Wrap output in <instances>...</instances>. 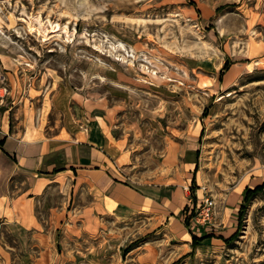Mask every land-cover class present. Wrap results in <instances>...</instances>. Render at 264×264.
Returning a JSON list of instances; mask_svg holds the SVG:
<instances>
[{"label":"rangeland","instance_id":"1","mask_svg":"<svg viewBox=\"0 0 264 264\" xmlns=\"http://www.w3.org/2000/svg\"><path fill=\"white\" fill-rule=\"evenodd\" d=\"M0 51L38 103L117 105L121 181L148 197L54 264H264V0H0Z\"/></svg>","mask_w":264,"mask_h":264},{"label":"crops","instance_id":"2","mask_svg":"<svg viewBox=\"0 0 264 264\" xmlns=\"http://www.w3.org/2000/svg\"><path fill=\"white\" fill-rule=\"evenodd\" d=\"M14 65L0 51V77L11 85L0 103V264H54L65 257L62 239L99 227L103 213L139 210L148 197L121 181L130 156L117 105L66 84L38 103L12 82Z\"/></svg>","mask_w":264,"mask_h":264},{"label":"built area","instance_id":"3","mask_svg":"<svg viewBox=\"0 0 264 264\" xmlns=\"http://www.w3.org/2000/svg\"><path fill=\"white\" fill-rule=\"evenodd\" d=\"M205 202L206 206L201 209L199 217L197 218L198 221H203V223L212 220L213 208L215 206L214 201L210 198H206Z\"/></svg>","mask_w":264,"mask_h":264}]
</instances>
